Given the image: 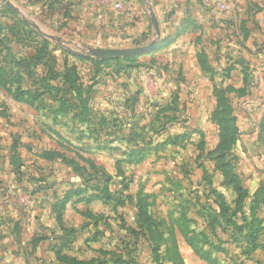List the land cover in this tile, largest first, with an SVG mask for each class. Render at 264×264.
Segmentation results:
<instances>
[{"label": "rangeland", "instance_id": "1", "mask_svg": "<svg viewBox=\"0 0 264 264\" xmlns=\"http://www.w3.org/2000/svg\"><path fill=\"white\" fill-rule=\"evenodd\" d=\"M11 1L26 20L0 0V264H264L263 147L229 97L238 139L221 144L231 114L195 63L198 31L97 61L89 46L152 39L130 30L131 0ZM209 2L211 63L248 58L259 88L264 55L241 42L264 50V0Z\"/></svg>", "mask_w": 264, "mask_h": 264}, {"label": "crops", "instance_id": "2", "mask_svg": "<svg viewBox=\"0 0 264 264\" xmlns=\"http://www.w3.org/2000/svg\"><path fill=\"white\" fill-rule=\"evenodd\" d=\"M209 1L210 0H157V4H155L154 0L153 5H156H154V10L160 25V40L154 50L160 48L173 49L177 42H182L185 40L184 37H188L191 33L198 31L197 37L195 36L192 42L193 45L197 47L194 55L195 63L199 68L202 77H204L210 83V93L213 94V85H217L218 83L220 87L225 89L227 97L240 99L243 104L246 103L247 108L244 106L243 111L244 109H247L249 113L248 115H244V118L255 127V137L259 144L263 147L262 156L264 158V139L260 132V124L264 117V72H261L263 77L261 76L260 78L261 83L259 88H254V86L249 85L244 79L245 76L247 77L249 75L247 74L250 71L248 68L249 61L248 58L246 59L244 57L242 60L243 63H233V61H230L231 64H227V66L232 65L230 70L224 76L219 74L217 68L211 63L206 48L204 47V43H202L203 39L200 37L201 29L204 26L203 23L208 22L209 25L213 24V27L216 26V23L212 22L213 18L210 17V13L207 8ZM216 1L220 2L221 0ZM130 4L132 6L131 11L129 10L130 12L126 13L131 14V18L134 19V25L130 30L134 33L136 38L143 39L148 36L149 29L153 30L148 10L144 12L138 3V0H131ZM226 23L228 24L229 21ZM123 24L124 23L121 24V27ZM123 29L124 28H121V30ZM249 36L248 34L243 36L241 46L247 49L251 54H256L260 57L263 56L264 50L254 52L249 46L246 45V41L248 40ZM215 44H217L216 40H209L208 46H211V48L214 49L216 48ZM200 51H203L206 54L209 65L216 71L213 80L209 79V77L203 74L197 62V53ZM235 68H239L241 72V77L237 84L232 82L230 74L231 70H235ZM231 106L233 113L237 115L232 103Z\"/></svg>", "mask_w": 264, "mask_h": 264}, {"label": "trees", "instance_id": "3", "mask_svg": "<svg viewBox=\"0 0 264 264\" xmlns=\"http://www.w3.org/2000/svg\"><path fill=\"white\" fill-rule=\"evenodd\" d=\"M132 56H134V55H132ZM127 57H131V56H127ZM127 57H125V58H127ZM120 58H122V57H120ZM107 60L108 59H98L97 61H107ZM197 62L199 64V66H200L203 74L206 75L207 77H209V79L213 80V77L216 74V71L209 65V63L207 61V58H206V54L203 51H200V52L197 53ZM237 62L243 63V61L241 59L239 61H237ZM231 67H232V65L228 66L225 69V74L230 70ZM225 74H222V75L224 76ZM244 79L249 84V75L247 77L245 76ZM213 93H214L216 99H224V100H226V107L228 109L227 110V113L231 114L230 115V118L228 119L229 122H227L228 123V128H225L226 131L229 132V134L227 135V137H224L222 139V141H221V144H225L228 147L229 146L231 147V146H233L237 142V139H238L237 138V132H236L237 131L236 117L234 116L231 103L228 101V97L226 96L225 89L222 88V87H217V86L214 85V87H213ZM21 94H24V93L22 92ZM27 98H29V97L27 96ZM260 132H261L262 137L264 139V117H263V119L261 121V124H260ZM231 181L234 184L233 185V188L235 189V191L238 194V200L239 201H243L247 197L246 190L243 189L242 186L239 185V182L237 181V179H236L235 176H232V180ZM78 193L79 192H74V191L73 192L71 191V192L67 193L63 198H61V200H59L58 202L54 203L53 204V207L55 209L57 208V210L59 211V213H61L62 209L65 206V203L69 199V196H71L73 194L76 195ZM96 197L97 196H91V198H96ZM193 249L196 250L195 249V246H193Z\"/></svg>", "mask_w": 264, "mask_h": 264}, {"label": "water", "instance_id": "4", "mask_svg": "<svg viewBox=\"0 0 264 264\" xmlns=\"http://www.w3.org/2000/svg\"><path fill=\"white\" fill-rule=\"evenodd\" d=\"M2 1L5 4V6H7V8H9L12 12L20 16L23 20H26V17L24 16L23 12L11 0H2ZM147 8H148V14H149L151 26L153 28V34H152L153 37L148 43L140 46L122 47V48L89 46L87 48L88 55L91 58H96V59H113L120 57L124 58L132 55H140L143 53L153 51L160 40V25L152 5L148 4Z\"/></svg>", "mask_w": 264, "mask_h": 264}, {"label": "built area", "instance_id": "5", "mask_svg": "<svg viewBox=\"0 0 264 264\" xmlns=\"http://www.w3.org/2000/svg\"><path fill=\"white\" fill-rule=\"evenodd\" d=\"M119 7H120V3L119 2H114L113 8L114 9H118Z\"/></svg>", "mask_w": 264, "mask_h": 264}]
</instances>
